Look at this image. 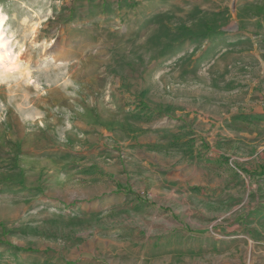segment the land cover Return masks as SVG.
Segmentation results:
<instances>
[{"label": "rangeland", "instance_id": "374dc122", "mask_svg": "<svg viewBox=\"0 0 264 264\" xmlns=\"http://www.w3.org/2000/svg\"><path fill=\"white\" fill-rule=\"evenodd\" d=\"M159 1L0 0V264H264V0Z\"/></svg>", "mask_w": 264, "mask_h": 264}, {"label": "crops", "instance_id": "0c3cea01", "mask_svg": "<svg viewBox=\"0 0 264 264\" xmlns=\"http://www.w3.org/2000/svg\"><path fill=\"white\" fill-rule=\"evenodd\" d=\"M151 3H153V2H151ZM160 4H161V0L159 1V5ZM153 5H156V4H152V6ZM155 12H157V11L154 10L151 13L153 14ZM162 16L163 15H161V18H162ZM155 26L156 25L154 24V27ZM177 44H179V43H173V45H172V48L174 50L176 49V51H173L175 54H178V53L182 52V50L180 51L181 47L178 46ZM215 47H217V45L214 46V49L216 50ZM166 50H164V51L167 52ZM216 56H217V53L215 54V57ZM23 180L24 181L22 182V186H21V188L23 190H21L20 192L24 195L25 200H27V202H26L27 209H21V211L24 214H28L29 217H33L34 219H36L35 222L38 224L37 228L41 229L42 227H44L43 225H45V219H47L48 217H49V219L55 218L57 216V214L59 212H61V211H59L57 209H41L42 206H45V204H46L45 202L46 201L41 199V194H42L41 190L38 189L37 187H35V186H37L38 181L35 178L34 174H30L28 176L25 175ZM71 181L72 180L68 181L66 178H61L59 180H56L55 182H56V184L58 182L60 184H64L66 182H71ZM71 183H73V182H71ZM57 203H58V199L57 198H52V199L50 198L49 199V204H51V206L55 207V206H57ZM74 208L75 209H70V210L66 211L67 214L79 216V215H82V214H84L86 212H89L90 210H93L91 206H88L87 204H83L82 202L80 204H77L76 206H74ZM28 258H30V256L26 257V259H28Z\"/></svg>", "mask_w": 264, "mask_h": 264}, {"label": "bare ground", "instance_id": "6f19581e", "mask_svg": "<svg viewBox=\"0 0 264 264\" xmlns=\"http://www.w3.org/2000/svg\"><path fill=\"white\" fill-rule=\"evenodd\" d=\"M0 25H1V23H0Z\"/></svg>", "mask_w": 264, "mask_h": 264}]
</instances>
